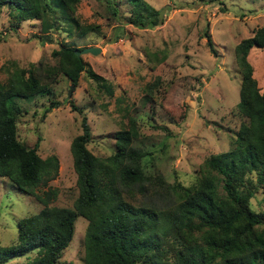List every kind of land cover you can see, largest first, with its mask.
<instances>
[{
	"label": "trees",
	"instance_id": "1",
	"mask_svg": "<svg viewBox=\"0 0 264 264\" xmlns=\"http://www.w3.org/2000/svg\"><path fill=\"white\" fill-rule=\"evenodd\" d=\"M113 27L111 40L124 31V24L152 28L164 21V10L146 0H124L128 14H122V0H100ZM80 0H0L12 8L19 21L38 20L43 33L66 23L69 33L79 36L99 31L98 24H79L74 16ZM207 45L214 50L205 31ZM264 48V23L234 47L241 74L235 114L240 124L231 147L209 156L199 176L189 185L169 183L159 173H147L142 158L147 152L133 144L138 131L136 119L128 128L115 132L110 155L98 158L89 149L91 132L87 117L72 100L71 110L80 115V133L70 143L78 195L72 207L50 205L57 190L49 182L58 175L55 156L42 158L39 138L25 143L19 138L18 121L23 115L15 98L47 97L51 108L52 84L63 76L73 88L78 85L84 63L70 45L52 54L57 64L41 68L8 70L0 81V176L42 204L32 215L18 221L11 246L0 247V261L32 254L25 264H57L69 245L77 215L87 220L83 238V264H264V210L251 207L257 192H264V87L257 85L248 60L251 48ZM41 187L45 190L39 191ZM2 259V260H1Z\"/></svg>",
	"mask_w": 264,
	"mask_h": 264
},
{
	"label": "rangeland",
	"instance_id": "2",
	"mask_svg": "<svg viewBox=\"0 0 264 264\" xmlns=\"http://www.w3.org/2000/svg\"><path fill=\"white\" fill-rule=\"evenodd\" d=\"M146 1L164 10L163 23L146 29L125 23L115 41L112 31L118 23L109 20L100 0H80L76 6L74 16L79 24L99 25V31L82 37L77 30L69 33L63 21L45 34L38 20L19 22L10 6H0L3 83L8 70L30 64L42 69V81H49L46 69L57 64L52 52L61 46L100 49L97 54L80 55L84 70L69 98L71 83L56 76L51 98L60 104L44 117L41 113L49 105L47 97L14 99L22 113L25 111L18 121L20 140L31 144L39 138L40 156H55L59 161L58 175L48 183L57 190L50 205L72 207L78 195L70 143L80 133V115L65 98L86 115L91 132L88 149L98 158L112 153L115 132L128 128V118L135 117L138 136L133 144L147 152L141 161L143 169L161 174L169 183L191 184L209 156L231 147L240 124L234 112L241 82L234 47L263 25L264 0ZM123 2L121 12L128 14ZM248 60L262 90L264 48H251ZM41 207L33 195L0 176V247L11 246L17 238L18 221ZM251 207L264 210L263 191L252 198ZM86 225L84 217H75L72 239L57 264H83ZM32 256H13L0 264H25Z\"/></svg>",
	"mask_w": 264,
	"mask_h": 264
},
{
	"label": "water",
	"instance_id": "3",
	"mask_svg": "<svg viewBox=\"0 0 264 264\" xmlns=\"http://www.w3.org/2000/svg\"><path fill=\"white\" fill-rule=\"evenodd\" d=\"M100 51V49L98 47H85V48H82L80 50H76L75 51V54L77 56H80L82 54H87V53H91V54H97L98 52ZM73 86L70 85L69 88H68V92H67V97L69 98L70 97V94H71V90H72Z\"/></svg>",
	"mask_w": 264,
	"mask_h": 264
}]
</instances>
